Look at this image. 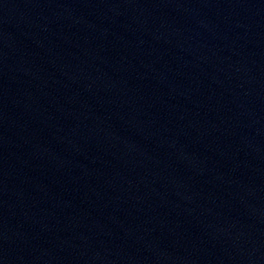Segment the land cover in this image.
<instances>
[{
  "label": "water",
  "instance_id": "95a60500",
  "mask_svg": "<svg viewBox=\"0 0 264 264\" xmlns=\"http://www.w3.org/2000/svg\"><path fill=\"white\" fill-rule=\"evenodd\" d=\"M0 264H264V0H0Z\"/></svg>",
  "mask_w": 264,
  "mask_h": 264
}]
</instances>
